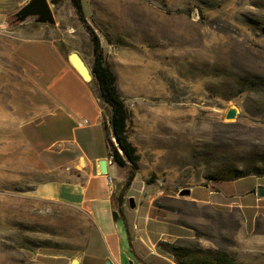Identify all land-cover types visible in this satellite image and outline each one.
Segmentation results:
<instances>
[{
    "label": "rangeland",
    "instance_id": "rangeland-1",
    "mask_svg": "<svg viewBox=\"0 0 264 264\" xmlns=\"http://www.w3.org/2000/svg\"><path fill=\"white\" fill-rule=\"evenodd\" d=\"M28 1L0 0V264H53L52 255L74 253L89 226L84 211L29 195L50 173L20 131L21 101L38 92V79L35 64L14 48L22 39H45L67 60L78 52L90 67V36L70 0H47L53 23L36 15L18 20ZM82 5L128 112L127 137L139 156L136 187L187 228L173 244L176 260L264 264V207L247 228L241 208L212 209L179 194L239 178L230 188L236 196L264 187V176L236 177L264 165V0ZM88 82L108 120V107ZM229 108L237 113L226 119ZM55 137L47 134V143ZM128 171L122 169L124 179Z\"/></svg>",
    "mask_w": 264,
    "mask_h": 264
},
{
    "label": "crops",
    "instance_id": "crops-1",
    "mask_svg": "<svg viewBox=\"0 0 264 264\" xmlns=\"http://www.w3.org/2000/svg\"><path fill=\"white\" fill-rule=\"evenodd\" d=\"M14 52L30 66V61L35 64L31 67L38 79V92L28 93L21 101L20 131L50 173L29 195L77 208L89 218L80 246L72 254L52 255V263L72 264L77 259L78 264H178L172 248L176 240L187 237V228L154 203L156 196L136 187L137 174L121 201L117 200L124 167L107 155L104 118L89 82L45 39H22ZM49 133L56 136L51 143L46 139ZM101 159H106V174L99 172ZM108 175L115 179L113 190ZM239 179L191 187L185 199L212 209L241 208L252 222L264 202L256 188L241 196L232 194L230 188ZM115 187H119L117 193ZM130 197L134 208L129 207Z\"/></svg>",
    "mask_w": 264,
    "mask_h": 264
},
{
    "label": "trees",
    "instance_id": "trees-1",
    "mask_svg": "<svg viewBox=\"0 0 264 264\" xmlns=\"http://www.w3.org/2000/svg\"><path fill=\"white\" fill-rule=\"evenodd\" d=\"M51 3H57L61 0H50ZM76 15L82 25L85 27L86 31L90 36V41L92 45V55L93 61L90 68L92 75V82L97 89L98 97L106 104L109 110L108 124L105 119L102 121L105 141L108 149L107 155L112 158V160L120 167H128L129 171L121 185L118 192L117 200L121 201V196L125 194L128 187L130 186L136 171L138 169L139 156L136 153V149L133 144L128 140L127 137V119L128 112L124 104L123 99L119 95L116 87V78L110 67L108 66L105 58V54L99 39L98 34L87 22L84 14L82 0H70ZM114 139V141L112 140ZM264 176V165L262 166H251L243 172H237L236 177H246V176ZM263 209V208H262ZM120 207L118 208V211ZM246 226L250 228L251 226V215L246 219ZM175 253L177 249L172 248ZM52 261V258L51 260ZM178 264H183L178 261ZM190 264H208L204 263H190ZM215 264H229L225 257L218 258Z\"/></svg>",
    "mask_w": 264,
    "mask_h": 264
},
{
    "label": "water",
    "instance_id": "water-1",
    "mask_svg": "<svg viewBox=\"0 0 264 264\" xmlns=\"http://www.w3.org/2000/svg\"><path fill=\"white\" fill-rule=\"evenodd\" d=\"M36 15L37 18L36 20L41 22V23H53L54 18L53 14L50 8V5L47 0H29L17 13L16 17L18 20H23L28 16ZM68 60L70 63L75 67V69L79 72L81 77L85 81H90L92 79V75L90 72V68L82 58V56L76 52H70L68 54ZM237 110L235 108H229L226 112L225 118L226 119H231L236 116ZM99 165V172L101 174H106L107 173V167H106V159H101L98 162ZM190 193V189L185 188L180 190L179 194L180 195H188ZM257 195L258 197L262 198L264 197V187L263 186H258L257 188ZM129 207L134 208L135 203L133 197H130L129 200ZM113 219L117 218V213L113 212L112 213ZM72 264H78L77 259H74ZM106 264H110L109 261L106 262Z\"/></svg>",
    "mask_w": 264,
    "mask_h": 264
},
{
    "label": "built area",
    "instance_id": "built-area-1",
    "mask_svg": "<svg viewBox=\"0 0 264 264\" xmlns=\"http://www.w3.org/2000/svg\"><path fill=\"white\" fill-rule=\"evenodd\" d=\"M107 180H108V183L110 185V189L113 190V184H114V182H113L112 176L108 175L107 176Z\"/></svg>",
    "mask_w": 264,
    "mask_h": 264
}]
</instances>
